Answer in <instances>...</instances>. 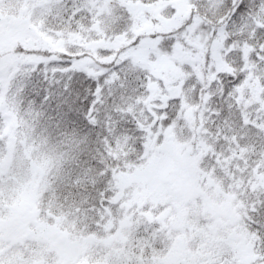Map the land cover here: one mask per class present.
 I'll return each mask as SVG.
<instances>
[{
	"label": "snow or ice",
	"instance_id": "1",
	"mask_svg": "<svg viewBox=\"0 0 264 264\" xmlns=\"http://www.w3.org/2000/svg\"><path fill=\"white\" fill-rule=\"evenodd\" d=\"M0 264H264V0H0Z\"/></svg>",
	"mask_w": 264,
	"mask_h": 264
}]
</instances>
